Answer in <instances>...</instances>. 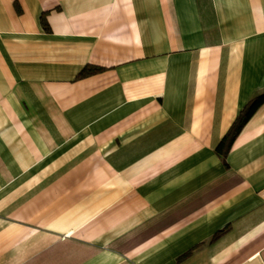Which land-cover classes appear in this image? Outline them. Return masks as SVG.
Instances as JSON below:
<instances>
[{"label":"crops","instance_id":"obj_1","mask_svg":"<svg viewBox=\"0 0 264 264\" xmlns=\"http://www.w3.org/2000/svg\"><path fill=\"white\" fill-rule=\"evenodd\" d=\"M261 93L264 0H0V264H264Z\"/></svg>","mask_w":264,"mask_h":264},{"label":"trees","instance_id":"obj_2","mask_svg":"<svg viewBox=\"0 0 264 264\" xmlns=\"http://www.w3.org/2000/svg\"><path fill=\"white\" fill-rule=\"evenodd\" d=\"M98 68H88L83 71L84 74L92 73L97 71ZM264 103V93H261L254 98H252L248 104L242 109L231 126L229 127L226 134L223 136L221 141L219 142L217 146V150L220 153H225L229 147L231 146V143L234 139V137L237 135V133L240 131L241 127L245 123V121L249 118V116L255 111V109L260 105Z\"/></svg>","mask_w":264,"mask_h":264}]
</instances>
